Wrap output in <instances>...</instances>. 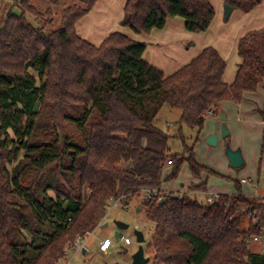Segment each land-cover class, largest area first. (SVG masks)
<instances>
[{"label": "trees", "instance_id": "obj_1", "mask_svg": "<svg viewBox=\"0 0 264 264\" xmlns=\"http://www.w3.org/2000/svg\"><path fill=\"white\" fill-rule=\"evenodd\" d=\"M9 1L0 21V264H57L111 200L126 205L150 190L157 195L144 199L153 226L148 264H264V253L249 247L263 234L264 204L239 183L211 204L189 195L204 183L184 194L160 191L184 163L195 178L215 175L193 152L203 115L219 116L221 101L238 103L264 81V28L239 40L228 85L212 47L165 76L143 59L144 43L120 32L97 47L81 39L76 24L98 0ZM260 1L223 0L244 13ZM214 15L209 0H126L120 25L148 34L181 18L187 32L201 33ZM165 106L179 110L173 134L155 123ZM183 127L195 132L190 146ZM170 138L181 153H172Z\"/></svg>", "mask_w": 264, "mask_h": 264}, {"label": "crops", "instance_id": "obj_2", "mask_svg": "<svg viewBox=\"0 0 264 264\" xmlns=\"http://www.w3.org/2000/svg\"><path fill=\"white\" fill-rule=\"evenodd\" d=\"M125 1L98 0L93 8L77 22L76 31L78 36L96 47L112 32H120L134 41L142 42L146 45L143 59L165 76L173 74L188 64L204 48L212 47L225 61L222 81L230 85L235 79L237 66L240 63V58L237 55L239 40L247 33L259 31L264 28V0H261L248 13L232 10L227 19L223 17V9L221 7L224 3L223 0H209L214 8L215 15L209 28L205 32H187L183 19L169 18L165 27L161 30L155 29L148 34H134L130 29L120 25ZM219 108L221 113L225 115V124L229 131L227 137H229L230 147L232 149H240L243 165L246 162L249 163L247 172L243 170L239 172L242 175L237 181L240 185V190L243 195L259 199L260 203L264 204V120L258 113V110L264 111V81L260 82L255 92H245L240 102L236 103L230 100L221 101ZM212 117L214 119L211 121L205 119L203 128L198 135L197 143L193 147V152L198 164L216 174L219 170L215 168L214 162L207 156L204 161H201V159L196 157L195 152L197 149L201 150L207 145L206 138L208 136L216 134L218 137L216 156L218 157L220 165H225L226 163L225 156L223 155V147L220 148L225 143V138L221 139L219 124L215 121V116L212 115ZM194 137L195 132L193 131ZM166 169L164 175L169 172V167ZM202 183L205 184L204 190L187 191L190 186H196ZM217 183L213 177H209L203 171L199 178L192 177L186 186L181 185L182 188L180 187L178 190H167L161 185L160 191L162 193L176 192L178 194L189 192L196 199L200 195H204L205 197L203 198H206L207 194L212 193L234 194L227 185H221V183H218V185ZM106 221L107 219L105 217L97 228L104 229L107 227ZM257 246L259 247V245ZM112 248L113 243L108 253L97 252L103 257L109 256L111 259L118 258L120 255L116 256ZM86 252L87 247H85L82 253L84 254ZM258 252L264 253V250L259 247ZM131 255H127V264L131 263ZM66 257L65 254L57 264H60ZM67 263L68 261L64 264Z\"/></svg>", "mask_w": 264, "mask_h": 264}, {"label": "rangeland", "instance_id": "obj_3", "mask_svg": "<svg viewBox=\"0 0 264 264\" xmlns=\"http://www.w3.org/2000/svg\"><path fill=\"white\" fill-rule=\"evenodd\" d=\"M66 3L71 4L72 0H67ZM9 5H11V1L0 0V6H1L0 21L3 19L6 9L9 7ZM221 7L223 9V17H224V3L222 4ZM43 9L41 8V11H43ZM53 13L55 14L54 19H56L55 17L56 16L58 17L59 12L55 13L54 11ZM57 21H58V18H57ZM178 117H179L178 109L172 108L170 110V108L165 106L159 112L155 123L163 131L173 134L175 133L176 128H177L176 123L178 121ZM215 118H216L215 121L219 124V127H220L221 125H220L219 116H215ZM207 119L211 121L212 119H214V117L210 115L206 118V120ZM182 131L186 137L187 145L190 146L193 140V131L187 127H183ZM221 139H224V138H221ZM225 139H224V142L227 141L229 143V137H227L226 140ZM222 145L225 146V143ZM222 145L220 146V148L223 147V155H224V146ZM169 146L171 148L172 153L182 152V145L180 141L175 138H170ZM216 149H217V146L215 147V146H210L207 144L201 150L197 149L195 151L196 157L201 159V161H204L206 156L209 157L214 162L213 164L215 165V168L219 170V172L216 173L215 175H210L207 172L206 173L209 175V177H213L216 180V182L221 183V185H225V186L227 185L230 188V190L235 193L236 192L235 183L241 178L240 176H242L239 174V172L242 170L247 172L249 163L246 162L242 167H239V168H232L229 165L227 158L225 157V160H226L225 165H220L218 157L216 156V151H217ZM192 177L193 176L188 171V165L184 163L181 166L179 174L175 179H172L167 182H163L161 185L163 186L164 189H167V190H171V189L178 190L181 187V185L186 186L187 182ZM173 193H176V192H173ZM212 194H209V195H212ZM206 196H208V194ZM203 197L205 196L204 195L198 196L197 197L198 201L204 202L205 198ZM145 198H146L145 194L143 192H140L136 197L130 198V200L128 201L126 205L123 203V201H118V204L116 206H112V204H110V206L107 209L106 215L100 221L101 223L103 219L106 217L107 227H105L104 229H101V228H97L98 227L97 226L93 231H91L92 234L85 235V237H83L82 242L84 243L85 247H87V252L83 254L82 251L73 250V249L67 250L66 252L67 257L64 258V260L60 264H64L66 261H68L70 264H89V263L114 264L117 262L127 263L126 262L128 259L127 256H123L122 254H120V256L118 258L116 257L115 259H111L109 256L107 257L101 256L100 253H98L99 252L98 251V241L100 240V238L107 237L113 243L112 249L115 251L116 256L119 255L118 253H121L123 249L127 250L128 255H131L134 252V250H136L138 247V244L135 241L134 230H139L143 233L144 240H145L142 246L143 248L146 247V244L150 242L152 232H153V226L146 219V204L144 201ZM123 205H125L126 208ZM114 221H121L128 225V228L125 230H121L119 234L129 237L131 240L130 245H125L122 242H120V237H117V238L114 237V231H115ZM244 221H245L244 224H247L249 221V216H245ZM262 233L264 234V224H263ZM249 247L252 251H256V252L259 251V247L255 244H252L251 242H249Z\"/></svg>", "mask_w": 264, "mask_h": 264}, {"label": "water", "instance_id": "obj_4", "mask_svg": "<svg viewBox=\"0 0 264 264\" xmlns=\"http://www.w3.org/2000/svg\"><path fill=\"white\" fill-rule=\"evenodd\" d=\"M232 10H233L232 7L228 5H224V18L225 19L229 17ZM219 119L221 120L220 137L226 138L229 134V131L225 124V115H223L222 113L219 114ZM217 142H218V137L216 134L210 135L206 138V143L208 145L216 146ZM224 155L227 158V161L232 168H239L243 165V158H242L240 149L239 148L232 149L227 141L225 142ZM113 201L114 200H111L112 203ZM163 202H164V199H161L160 203H163ZM114 225H115V231H114L115 238L119 237V233L121 230H125L128 228V225L121 221H114ZM134 235H135V241L138 244V247L136 251L131 255L130 264H148L149 258L145 256L144 249L142 246V244L145 241L143 233L139 230H134Z\"/></svg>", "mask_w": 264, "mask_h": 264}, {"label": "built area", "instance_id": "obj_5", "mask_svg": "<svg viewBox=\"0 0 264 264\" xmlns=\"http://www.w3.org/2000/svg\"><path fill=\"white\" fill-rule=\"evenodd\" d=\"M212 115V112L211 111H208L207 113H205L203 115V117L207 118L208 116ZM169 162H167L168 164ZM242 182H244V180H242ZM157 195V191L156 190H150L146 193V200H150L152 199L153 197H155ZM218 196L219 194H212V195H208L206 198H205V204H211L213 203L214 201H216L218 199ZM112 206H116L118 204V201H113V203H111ZM125 208L126 206L123 205ZM254 220V219H253ZM89 234H92L89 233ZM87 234V235H89ZM119 237H120V242H122L123 244L125 245H130L131 244V240L129 237H126L124 235H120L119 234ZM83 241V238L78 236L76 238V240L73 242L72 244V248L73 250H78V251H83L85 250V245L84 243L82 242ZM249 242H251L252 244H257L259 245V247L264 250V236H254L252 237ZM112 245V241L109 239V238H103V239H100L98 241V251L100 253H108L110 247ZM66 254V253H65ZM69 263V262H68ZM67 263V264H68ZM91 264V263H89Z\"/></svg>", "mask_w": 264, "mask_h": 264}]
</instances>
